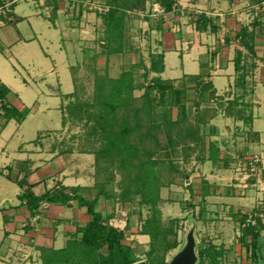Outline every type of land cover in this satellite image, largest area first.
<instances>
[{
    "label": "rangeland",
    "instance_id": "obj_1",
    "mask_svg": "<svg viewBox=\"0 0 264 264\" xmlns=\"http://www.w3.org/2000/svg\"><path fill=\"white\" fill-rule=\"evenodd\" d=\"M109 1L113 0H57L54 6V0H0V78L11 88L13 105L20 100L24 107L32 108L19 130L14 133L16 123L12 121L3 131L0 146L7 147L0 152V165L15 157L11 148L35 139L38 130H51L47 149L52 145L53 149L57 146V151L72 148L80 152L94 148L98 152L99 181L104 183L107 196L103 201L106 205L101 203L100 210L108 214L111 202L117 201L115 217L109 219V224L124 231V242L131 244L140 261L167 264L183 249L188 233L192 232L195 264L201 251L202 264H251V237L244 231L253 226L262 234L255 264H264V228L259 229L257 221L255 225L246 222L247 214L253 212L264 222V84L259 82L260 76L264 78V27L254 28L256 57L263 58L262 61L253 58L236 37L240 27L251 24L256 17L263 16L260 21L264 22V0H175L174 10L166 13L154 0H115L127 7L124 44L122 52L107 55L101 39L103 16L109 9ZM201 13L218 27L216 32H211L209 27L206 31L195 27V21H201ZM237 49L245 56L246 91L234 87L238 76L234 65L227 82L220 77L212 79L214 65L228 71L227 66L233 63ZM161 51L166 69L155 73L151 70L154 60L151 55ZM253 60L257 65L261 62L263 70L251 71L249 66ZM206 63L212 65L206 68ZM129 68H133L136 84L144 87L134 90V96L143 94L154 77L170 80L175 88H184L187 120L195 136L178 146H147L144 139L137 140L138 157H130L128 161L118 153L115 156V148L107 153L110 156L105 154L97 141L94 146H78L87 138L86 134L91 133L94 120L87 118L84 110L77 118L71 116L68 107L76 99L92 102L94 90L100 86L96 87L97 76L106 73L117 77ZM184 71L188 73L182 74ZM193 75L202 78L191 77ZM237 80L240 84V77ZM207 81L214 90L203 92L201 83ZM74 89L76 99L66 96ZM151 96L156 121L168 117L166 110H170L172 119L182 117L177 113V105L167 107L166 97L160 99L161 93L156 89L151 91ZM198 106L200 115L206 116L204 124L195 115ZM207 108L213 110H204ZM214 110L216 116L212 118ZM250 113L251 127L250 122L244 120ZM63 114L66 115L65 125H62ZM210 143L218 150L215 162L205 159L210 154ZM147 149H152L153 158L163 159V154L168 153L180 170L175 176V172L163 167L164 162L158 166L163 183L158 208L166 231L153 228L152 237L140 233L141 225L153 211L147 205L141 206L144 190L139 182L143 159L140 156ZM15 164L8 179L14 183L18 170V163ZM165 167L168 170L165 171ZM2 170L0 174L8 171ZM2 176L0 227H9V240L2 244L6 251L0 248V264H42L37 243L24 229L27 221H20L18 217L19 220H13L8 227L4 224L1 212L16 203L18 188ZM127 185H136L131 187L130 203L124 202L126 196L122 195ZM87 217L81 225L90 220V216ZM3 228L0 240L5 233ZM66 228L72 233L76 227L68 225ZM100 252L106 250L102 248ZM83 260L88 264L86 257Z\"/></svg>",
    "mask_w": 264,
    "mask_h": 264
},
{
    "label": "trees",
    "instance_id": "obj_2",
    "mask_svg": "<svg viewBox=\"0 0 264 264\" xmlns=\"http://www.w3.org/2000/svg\"><path fill=\"white\" fill-rule=\"evenodd\" d=\"M56 1L57 0H54V6H56ZM154 1L159 4L165 13L173 11L176 6L175 0ZM108 6L109 9L106 14H104L105 16H103L104 31L101 40L104 42L103 47L105 48L106 54L110 55L122 52L126 20V14L124 13L127 7H125L124 4L122 5L121 2H115V0L109 1ZM200 16L201 21H195V27L198 30L206 31L207 27H209L211 32H216L218 30V27L213 25L204 13H201ZM261 17L263 16L256 17L249 25L243 24L239 32H237L236 37H238L240 45H242L253 58L262 61L263 58L256 57L254 47V28L260 26L259 28L261 30V26L264 27V22L260 21ZM151 57V59H154L152 60L151 70L155 73L163 72L165 68L164 52H152ZM244 59L245 56L242 54L241 50H235L232 61L234 70L238 73V76L235 79L234 87H241L246 91ZM253 61L254 62L249 66L251 71L255 70L257 67L256 61ZM133 73V68H129L120 72L117 77L108 76L106 73L97 76L96 87L98 85L100 86L94 90L95 96L92 102L85 103L77 101L75 89L71 93L66 94L69 98L73 97L76 99L75 103H71L70 107H68V112L71 116L78 117L80 111L84 110L87 114L86 117L94 120V123L91 125V133H88V135L86 134L87 138L78 146H94L97 141L102 144L105 154L109 153V150L112 148H115V156L118 153V155L120 154V156H122L123 160L128 161L130 157H138V149L136 146L139 145L138 141H140V139H144V142L146 141L148 143L147 146H178L185 139L187 141L188 138L195 136L196 133L193 132L187 120L188 112L184 103V88H175L170 80L154 77L151 81L152 85L148 86L143 94L134 96V90L144 87L136 84ZM191 77L202 78L199 75H193ZM238 77H240V84L237 83ZM201 87L203 88V92L208 89L214 90L210 81L201 83ZM153 89L161 93L160 99H162V96L166 97L165 103H167V107L177 105V113L182 114V117L172 119L170 117V110H166L169 114L168 117L166 118L165 116L163 121H156L154 115V99L151 96V91ZM10 93V88L0 82V115L5 121L3 125L1 124V127L11 119L15 120L17 123H21L30 112L29 107H24L22 110H19L9 102L8 97ZM165 97H163V99ZM230 107L228 109H230ZM210 109L213 110V108L204 110L208 111ZM237 111L240 112L242 110ZM200 113V108L198 106L195 115H197V120L199 121L202 119L200 122L204 124L203 119H205L204 117L206 116H201ZM215 114L216 111L214 110L212 118L216 116ZM65 117L66 115L63 114L62 125H65ZM244 118L245 121L251 122V113ZM177 128L178 131H175ZM138 132L141 134L140 137L138 136ZM95 133L97 137H94ZM161 134H163L162 136L165 135L163 142H161ZM209 146L210 154L205 159H210L212 162H215L218 157L216 155L218 150L213 143H210ZM151 150L152 149L145 150L144 155L142 157L140 156V158H143L140 170L142 179L139 181L138 178H136V180L140 182V187L142 186L144 190L141 206L147 205L148 208L150 207L149 209L153 210L151 211L152 216L150 218L148 217L143 222V225H141L140 233L150 234L152 237L153 228L166 231V227L161 223V213L158 208V200L160 198L159 189L163 186L160 180L162 172L158 166L164 162L163 167L166 166L168 169L175 172V176L180 170L175 162L168 157V153L163 154V157H165L163 159L153 158L151 156ZM71 151H73L72 148H67L58 151V153L62 154ZM80 152H90L95 155V182L92 187H69L57 183L52 189L46 190L43 194L35 195L32 191L33 185H28L25 175L19 180H16V184L22 189V192L18 194L17 197L20 201L24 200V205L29 211L30 217L39 213L38 209L44 203L68 205L70 201H76L78 207L84 208L85 214L90 216L89 221L82 226H76L74 232L68 234L69 238L66 240L63 247L38 246L37 249L40 252L42 264H86V261L83 260L85 257L88 259V264H134L140 261L131 244L124 242V231L109 224V219L113 217V213L103 214L102 211L97 210L99 198H107L106 190L103 188L104 183L99 181L100 163L98 160V152L94 151V148L93 150L84 148V150L81 149ZM105 154L101 156L104 157ZM166 167L165 171L168 170ZM25 168L26 167H24V169ZM6 177L10 178L9 174H7ZM172 180H174V177ZM172 180L170 178V182ZM26 185L28 186L25 188ZM135 186L136 185H127L124 187L122 191V195L126 196V199H123L124 202H131L130 199L133 194L131 187L133 189ZM84 193H86V195H84ZM27 219L26 228L24 229L29 230V218ZM256 221L257 227L263 229L264 224H262L261 220L257 218ZM6 223L7 219L4 218V224ZM244 234H250L251 240L249 246L251 250V264H255L259 252L258 244L261 237L260 231L256 227L250 226L249 229L244 231ZM8 235L9 231H5V236ZM78 235L79 237H77ZM164 242L165 240H163V243ZM102 248L106 250L105 253L100 252ZM164 248L166 249V245H164ZM198 256L197 264H202L204 259L202 251ZM159 264L166 263L161 261Z\"/></svg>",
    "mask_w": 264,
    "mask_h": 264
},
{
    "label": "crops",
    "instance_id": "obj_3",
    "mask_svg": "<svg viewBox=\"0 0 264 264\" xmlns=\"http://www.w3.org/2000/svg\"><path fill=\"white\" fill-rule=\"evenodd\" d=\"M183 58H184V55L182 56V60ZM214 58L215 57H213V59ZM192 59L196 60V57L193 56ZM258 63L260 64L257 65L255 71L259 69L263 70V68L260 66L262 63L261 62H258ZM164 65H165V68H164L165 70L166 69L165 62H164ZM211 65L212 64H210V66ZM210 66H208L207 63L205 65L206 68H209ZM217 67H218L217 65H214L213 67V69L215 70L212 71V74L214 73V76H212V79H215V77H220L221 79H224V82L225 81L227 82L228 78L231 77L229 75H230V68L233 70V63L229 62V66H227L228 71H225L222 69L219 70ZM187 73L188 72L184 71L182 74L186 75ZM259 78H260L259 82L264 84V78L261 76ZM0 82L5 84L1 80V78H0ZM214 86L216 87L215 84ZM10 95L8 97V100L9 102H12ZM14 106L17 107L19 110H22L24 108L23 103H21L20 100L17 101ZM31 110L32 108H30V112ZM12 121L16 123L15 124L16 129L14 130V133H15L17 130L20 129L21 124L24 120L21 123H17L15 120L11 119L7 123H5L4 126L1 127L0 125V137L2 136L3 131L9 126V124ZM4 122H5L4 118L0 115V124L3 125ZM249 124H250V127L251 125L253 126L252 121ZM37 132H38L37 137L35 139L26 141L28 143L22 142L21 144L16 145L17 146L16 148L14 147L11 148V151L15 157H12L11 159L10 158L6 159L7 162L3 161V165H0L2 167L5 166L4 169L8 170L6 173L3 172L4 174L6 175L9 174V176L11 177L14 166L16 165L15 163H18V167H17L18 170L16 172L17 176L14 181L16 182V180L19 179V176L20 178H22L23 176L21 177V174H24L26 176L27 182L30 185H33L32 191L34 192L35 195L43 194L46 190L52 189L57 183H61L69 187L79 186L80 188L93 186L95 182V178H94L95 176L94 175L95 155L94 153H90V152L82 153V152L73 150L71 152L60 154L57 151V146H55L56 149H53L54 146L52 147L51 145V148L47 149V146H49V136L48 135L53 133L51 130H48V131L38 130ZM255 132L260 133V135L262 133L260 131H255ZM6 147H7L6 145H3V146L1 145L0 152H4ZM14 151H16L17 154H15ZM43 165H45L46 167H44ZM24 167L26 168L24 169ZM1 170L2 169H0V171ZM2 174L0 175L2 176ZM2 177L5 178L4 176ZM5 179L8 182L16 185V187L18 188V192L15 194V196L17 197L18 194L22 192V189L13 181L8 180L9 178L6 177ZM70 179H73L74 182L73 183L69 182ZM84 195H86V193H84ZM103 201H105V199L100 197L99 205H98L99 210H100V204L101 203L103 204ZM103 205H106V204L104 203ZM7 207L8 208H5L3 212H1V213H4V218L7 219V223H6L7 227H8V224L11 225V222L13 220L15 222L19 220L17 219L18 217H20L21 219L20 221H26L28 220L27 218H29V221H30L29 225H31L32 227L31 229L29 228V230L26 229V231H28V235H30L31 240L37 243V246L45 245V246H53L55 248L63 247L66 243V240L68 239V234L70 232L66 227L68 225H72L73 227L82 226L81 224L88 218L87 217L88 215H86L85 211L83 210L84 208L78 207L76 201H70L68 205H62L59 203H44L38 209L39 213L35 214L32 217H30L29 211L24 205V200L20 201L17 198L16 203L12 205L9 204V206ZM110 208L111 210L109 213H114L113 217H115V211L118 208V203L112 201ZM100 211L103 212V210H100ZM259 219L261 220V217ZM261 222L262 224H264L262 220ZM60 227H63V228L60 230ZM2 228L3 226L0 227L1 230ZM8 228L7 229L3 228V233L5 231H9ZM6 240H9V238L8 236H5V233H4L2 239L0 240V248H3L2 244ZM59 241L62 242L60 246L57 245ZM6 249L7 248H3L1 250L6 251Z\"/></svg>",
    "mask_w": 264,
    "mask_h": 264
},
{
    "label": "water",
    "instance_id": "obj_4",
    "mask_svg": "<svg viewBox=\"0 0 264 264\" xmlns=\"http://www.w3.org/2000/svg\"><path fill=\"white\" fill-rule=\"evenodd\" d=\"M186 244L181 251H179L167 264H195V240L192 232H189L186 238ZM134 264H146L144 261H138Z\"/></svg>",
    "mask_w": 264,
    "mask_h": 264
},
{
    "label": "built area",
    "instance_id": "obj_5",
    "mask_svg": "<svg viewBox=\"0 0 264 264\" xmlns=\"http://www.w3.org/2000/svg\"><path fill=\"white\" fill-rule=\"evenodd\" d=\"M258 216L259 215H257L255 212H253V213H251L249 215L247 214V218H246L247 224L255 225L256 224V219L259 218Z\"/></svg>",
    "mask_w": 264,
    "mask_h": 264
}]
</instances>
